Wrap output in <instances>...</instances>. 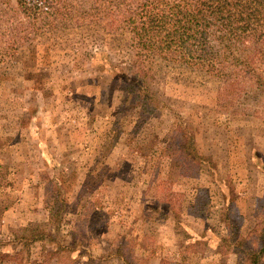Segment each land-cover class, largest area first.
Here are the masks:
<instances>
[{
  "label": "rangeland",
  "instance_id": "374dc122",
  "mask_svg": "<svg viewBox=\"0 0 264 264\" xmlns=\"http://www.w3.org/2000/svg\"><path fill=\"white\" fill-rule=\"evenodd\" d=\"M88 1L38 30L0 25V264H247L264 220V63L249 74L225 54L221 77L179 53L147 60L127 23L139 0ZM57 196L49 236L19 241Z\"/></svg>",
  "mask_w": 264,
  "mask_h": 264
},
{
  "label": "trees",
  "instance_id": "16d2710c",
  "mask_svg": "<svg viewBox=\"0 0 264 264\" xmlns=\"http://www.w3.org/2000/svg\"><path fill=\"white\" fill-rule=\"evenodd\" d=\"M94 1L106 3L108 6L116 4V7L127 2V0ZM88 2L90 1L0 0V25L6 22L9 29L15 30L18 25H22L16 20L22 15L28 24L26 28L38 30L54 25L55 20L74 19L78 16L80 3L83 14L92 13L96 8L86 10ZM125 7L128 11L127 23L133 34L135 47L145 51L143 55L147 60H153L154 56L160 54L168 56L179 53L180 57L187 59L188 62L207 65L212 72L221 77L226 70L222 64L225 54L226 58L235 62L240 60L245 65L241 69L249 74L254 71L251 67L253 63H264V0H139L136 6ZM15 34H20V31ZM246 54L250 62L239 59ZM214 59H218V64ZM142 85L146 86L143 82L135 86H126L125 89L130 91ZM143 86L139 89L142 91L144 89L147 93ZM138 97L143 95L135 94L134 98L138 99ZM143 101L145 103L152 101L151 95H147ZM173 146L174 144H169V148ZM193 148L194 146H189L186 150L187 157L192 162L198 158ZM53 200V204L47 205L49 220L42 223L30 222L18 229L16 233H23L18 237L19 241L28 245L32 241L45 239V231L48 235L46 227L57 222L63 211L59 196ZM263 225L264 220L262 224L259 223V229L254 230L255 233L256 231L261 233V244L257 248L249 250L243 248V251H240L247 255V264H259V259L264 254ZM73 244L76 246L71 242L67 245L73 246ZM58 245L60 247V244ZM67 245L62 246L65 248ZM2 256L3 253L0 252V257ZM121 259L125 264H130L124 254H121Z\"/></svg>",
  "mask_w": 264,
  "mask_h": 264
}]
</instances>
